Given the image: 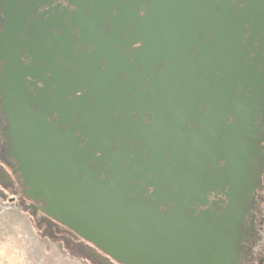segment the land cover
I'll use <instances>...</instances> for the list:
<instances>
[{
  "label": "flooded vegetation",
  "instance_id": "af4514ba",
  "mask_svg": "<svg viewBox=\"0 0 264 264\" xmlns=\"http://www.w3.org/2000/svg\"><path fill=\"white\" fill-rule=\"evenodd\" d=\"M157 1L0 0V81L2 73L10 69L13 87L5 90L12 103H21L30 120L42 115L45 127L55 129L60 136L71 134L67 136L69 143L79 151L73 157L75 168L83 172L84 166L93 175L92 181L110 179L109 158L115 155L120 154L126 166L130 161L133 172L150 161L149 169L155 177L148 170L138 179L133 174L129 176V190L135 194L129 196L131 203L138 200L159 214L179 213L190 219L200 216L206 220V227H210L207 218L216 217L217 226L227 231L224 238L231 258L227 264H264V8L254 7L253 0H234L212 8L197 0L187 9L172 1L167 26L162 28L168 36L167 47L155 49L173 50L177 57L152 63L145 73L144 64L143 71L138 66L140 61L132 63L128 57L143 50L149 33L159 30V25L150 20ZM101 43L105 50H112L108 56L120 51V57L110 58L108 64L97 60L93 66L91 58ZM180 51L185 52L183 58ZM220 53L231 56L232 80L220 88L209 83L202 94L192 96L200 103L195 114L211 116L208 98L216 94V89L225 91V109L216 120V132L207 120L188 115L181 131L175 129L172 136L164 138L165 143H171L168 151L149 157L148 150L162 149L155 147L159 131L171 130L172 124L166 113L158 120L153 112L145 113L141 107L159 100L171 108L176 98H170V94L177 93L170 84L169 96L163 97L157 88V77L166 68H173L179 92L195 82L205 87L203 73L195 70L189 82L187 73L199 67L210 70L215 79L220 78ZM102 71L106 78L105 90L101 91L104 105L97 114H91L96 105L91 90ZM242 77L248 79L245 88L239 83ZM4 98L1 88L0 178L5 182L1 188L11 190V201H20L31 221L62 228L76 248L95 258L94 251L99 253L93 245L48 217L41 199L32 200L23 193V182L15 172L16 162L8 155L12 148L6 135L14 118L5 109ZM238 99L243 105L244 101L248 103L250 113L244 128L247 141L241 150L237 149V141L229 140L236 138L230 131L237 125ZM134 100V105H126ZM111 101L121 110H114ZM141 129L144 139L140 143L134 138ZM181 140L187 142L184 147ZM228 141L236 151L230 171L235 184L219 175L226 164L223 152ZM106 143L107 152H99ZM3 169L7 173L5 180ZM81 172L78 182L87 178ZM230 199L237 212H224ZM106 263L118 264L109 257Z\"/></svg>",
  "mask_w": 264,
  "mask_h": 264
},
{
  "label": "water",
  "instance_id": "95a60500",
  "mask_svg": "<svg viewBox=\"0 0 264 264\" xmlns=\"http://www.w3.org/2000/svg\"><path fill=\"white\" fill-rule=\"evenodd\" d=\"M172 1L175 5L187 9L192 7L197 0H158L156 2L157 11L154 6L150 20L153 21L154 25H159V30L149 33V41L146 42L143 50H139L133 56L128 57L132 63H135L136 60L140 61L142 64L138 62V66L143 71L145 65V73H147L148 65L162 63L169 59L174 60L177 57L172 52L173 50L155 49L167 47L168 36L162 31V28L167 26ZM202 1L208 8H212L214 6H224L234 0ZM235 1L244 3V0ZM253 6L264 8V0H253ZM240 16L246 17L244 14ZM147 29H149L148 26ZM112 43L114 44V42ZM111 51L105 50L103 43H101L97 50H94L91 58L93 60L92 65L94 66L97 60L107 61L108 64L110 58L120 57V51H115L113 56H108ZM179 54L183 58L185 52L180 51ZM218 57L222 64L220 78L215 79L210 70H201L199 67H193L187 73L188 82L196 75L194 74L195 70L199 74L203 73L205 87L195 82L190 86L186 84V91L179 92L173 68H166L157 77V88L164 94L163 97L167 98L169 96L168 86L170 84L173 85L172 89L177 91L173 95L170 94V98H176V107L173 106L167 109V103L159 100H156L151 106L141 107V111H145V113L153 112L158 120H160L159 115L166 113L168 115L167 121L172 124L169 126L172 128L171 130L159 131L160 135L157 136L155 147L161 146L162 149L159 151L154 148V151L148 150L149 157L155 153L158 154L160 151H168L167 146L171 143H165L164 138L172 136L175 129L181 131L182 121L188 115L207 120L212 126V131L216 132V120L223 116L225 109V91L220 93L216 89V94L208 98L212 105L211 116L195 114L200 103L199 101H193L192 96L202 94L205 88L208 89L207 84L209 83H213L215 88H220L227 86V83L232 80L230 75L232 69L229 67L231 56L220 53ZM117 64L119 65V62ZM10 79L13 78L10 69H7L1 75L0 89L2 88L4 93L5 109L8 110L9 116L14 118V124L11 123L10 131L6 135L12 148L8 155L16 162L15 172L19 174V178L23 182V193L32 200L41 199L45 204L43 211L48 217L71 230L82 240L93 245L99 253L118 264L228 263L231 258H229L227 239L224 238L227 231H223L217 226L219 225L218 218H207L210 227H206V220L200 216L190 219L179 213L159 214L138 200L131 203L129 196L135 194L129 190V176L133 174L138 179L145 170L151 171L149 169L150 161L141 164L140 169L138 171L135 169L133 172L130 161L129 165L126 166L120 154L115 155L109 158L111 166L108 170V177L110 179L99 182L92 181L93 175L87 173L84 166L81 167L83 172L80 171V168H75L73 157L79 151L75 144L71 146V143H69L67 136H71V134L66 132L60 136L55 129L45 127L44 120H41L42 115H39L35 120H30L26 116L27 109L22 108L21 103H12V97L5 90L13 87L10 85ZM105 80L103 72L94 81V88L91 90L90 95L96 100V105L91 114H97L98 109L104 105L105 98L101 97V91L105 90ZM247 81V77L239 79V83L243 85V88L246 87ZM15 96L17 97L19 94L17 93ZM106 99L108 100V97ZM238 102L237 125L230 131V133L236 134V138L230 137L229 140L232 143L237 141L240 144L237 149L241 150L247 141V132L244 128L250 113L246 101H244V105L240 99H238ZM184 103L185 107H183ZM111 104L114 110H121L119 104L113 101H111ZM134 104L135 100L126 105L132 106ZM219 106H221L220 110ZM78 114L81 115L82 113ZM134 139L140 143L142 142L144 139L142 129ZM170 140H172V137ZM94 142L96 141L94 140ZM186 143L181 140L180 144L184 147ZM99 152H107V143ZM185 152L181 151L180 153L185 154ZM204 152L206 153L205 149ZM175 155L176 153H174ZM223 155L226 158V164L219 175L231 180L230 171L236 159V151L233 146H230L229 141ZM198 167H202V165H198ZM80 172L88 179L78 182L77 177ZM152 175L155 177L153 172ZM6 176L7 173L4 172V180ZM232 182L235 184L234 181ZM0 183L5 186L2 178H0ZM175 212H183V210L178 211L175 209ZM224 212H237L234 201L230 199ZM224 223L226 222L222 224Z\"/></svg>",
  "mask_w": 264,
  "mask_h": 264
},
{
  "label": "rangeland",
  "instance_id": "374dc122",
  "mask_svg": "<svg viewBox=\"0 0 264 264\" xmlns=\"http://www.w3.org/2000/svg\"><path fill=\"white\" fill-rule=\"evenodd\" d=\"M11 197V190L0 186V264H107V257L94 251L90 259L76 248L62 228L31 221L29 211Z\"/></svg>",
  "mask_w": 264,
  "mask_h": 264
},
{
  "label": "bare ground",
  "instance_id": "6f19581e",
  "mask_svg": "<svg viewBox=\"0 0 264 264\" xmlns=\"http://www.w3.org/2000/svg\"><path fill=\"white\" fill-rule=\"evenodd\" d=\"M95 255V254H94Z\"/></svg>",
  "mask_w": 264,
  "mask_h": 264
}]
</instances>
